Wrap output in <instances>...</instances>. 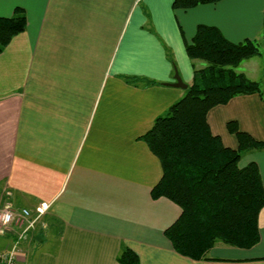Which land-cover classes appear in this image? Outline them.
Masks as SVG:
<instances>
[{"label": "crops", "instance_id": "1", "mask_svg": "<svg viewBox=\"0 0 264 264\" xmlns=\"http://www.w3.org/2000/svg\"><path fill=\"white\" fill-rule=\"evenodd\" d=\"M174 2L0 0V16L17 7L27 16L0 54V208L50 204L16 264H120L124 245L141 264H264V207L251 248L217 244L203 260L174 250L165 230L182 210L152 197L163 170L142 138L185 94L165 84L175 81V67L188 85L205 67L186 52L199 24L263 46L259 65L252 57L236 70L264 92V0ZM207 120L228 147L239 145L232 120L264 141L258 93L213 107ZM242 157L259 165L264 183V148ZM0 235L6 246L15 236Z\"/></svg>", "mask_w": 264, "mask_h": 264}, {"label": "trees", "instance_id": "2", "mask_svg": "<svg viewBox=\"0 0 264 264\" xmlns=\"http://www.w3.org/2000/svg\"><path fill=\"white\" fill-rule=\"evenodd\" d=\"M218 1L175 0L174 7L191 8ZM26 26L23 8L17 7L12 16H0V54ZM186 52L191 60L205 62V67L194 71V81L185 94L156 118L142 138L163 170L152 188V197H167L182 210L165 235L181 255L203 260L209 259L208 252L217 244L251 248L260 241L262 174L256 162L243 167L239 162L244 153L263 149L264 141L241 130L232 120L227 127L239 145L228 147L212 132L207 115L213 107L238 95L258 93L264 100V92L258 81L236 70L242 61L260 54L254 40L235 43L218 27L199 24ZM118 261L141 264L139 255L126 245Z\"/></svg>", "mask_w": 264, "mask_h": 264}, {"label": "built area", "instance_id": "3", "mask_svg": "<svg viewBox=\"0 0 264 264\" xmlns=\"http://www.w3.org/2000/svg\"><path fill=\"white\" fill-rule=\"evenodd\" d=\"M50 204L42 202L35 209H16L10 205L0 208V233L15 234L9 243L0 253V264H16L23 244L29 239L30 232L37 224H44V216L49 210Z\"/></svg>", "mask_w": 264, "mask_h": 264}, {"label": "rangeland", "instance_id": "4", "mask_svg": "<svg viewBox=\"0 0 264 264\" xmlns=\"http://www.w3.org/2000/svg\"><path fill=\"white\" fill-rule=\"evenodd\" d=\"M258 43V42H257ZM258 47L260 48V50H262L263 49V46H260L259 45V43H258ZM252 58V57H251ZM250 59V58H249ZM247 60V59H246ZM253 60L254 61H256L257 62V65H259V62H262V60H263V57H262V55H260V56H254L253 57ZM253 60L251 61V66H252V64H253ZM243 158L244 157H242L241 158V160H240V162H239V165L241 166V167H243V166H245L246 164H243ZM242 164H243V166H242ZM6 239L4 238V236L3 235H0V253H1V250H4L5 249V247H6ZM221 244V243H220Z\"/></svg>", "mask_w": 264, "mask_h": 264}, {"label": "water", "instance_id": "5", "mask_svg": "<svg viewBox=\"0 0 264 264\" xmlns=\"http://www.w3.org/2000/svg\"><path fill=\"white\" fill-rule=\"evenodd\" d=\"M174 79H175V81L166 82L165 84L169 85V86H173V87L183 88V89L188 88V84L186 82H184V80H183L182 76L180 75L177 68H175Z\"/></svg>", "mask_w": 264, "mask_h": 264}]
</instances>
